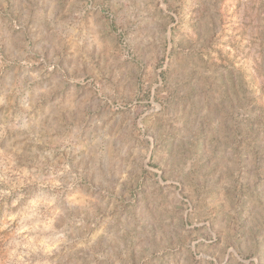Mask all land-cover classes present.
I'll return each instance as SVG.
<instances>
[{
    "label": "rangeland",
    "instance_id": "374dc122",
    "mask_svg": "<svg viewBox=\"0 0 264 264\" xmlns=\"http://www.w3.org/2000/svg\"><path fill=\"white\" fill-rule=\"evenodd\" d=\"M0 264H264V0H0Z\"/></svg>",
    "mask_w": 264,
    "mask_h": 264
}]
</instances>
